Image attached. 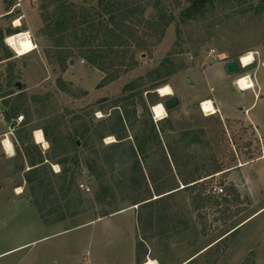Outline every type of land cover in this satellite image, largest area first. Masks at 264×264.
Listing matches in <instances>:
<instances>
[{"label": "rangeland", "instance_id": "rangeland-1", "mask_svg": "<svg viewBox=\"0 0 264 264\" xmlns=\"http://www.w3.org/2000/svg\"><path fill=\"white\" fill-rule=\"evenodd\" d=\"M83 4L95 6L96 0ZM169 4L175 6L176 0ZM42 5L43 0H0V13L6 6L11 10L10 15L0 18V29L6 34L0 51V97L8 92L20 94L31 108L32 125L49 127L50 116L67 107L75 114L87 113V118L97 122L112 112L111 101L126 81L159 67L171 53L183 68L164 84L171 87L172 94L161 97L156 89L158 99L152 103L144 92L146 103L135 105L138 122L129 134L140 130L144 122L147 130L150 122L161 129V120H153L150 108L175 96L179 104L166 111L179 127L168 134L175 140L195 141L188 151L201 160L207 158V163L215 155L222 164L223 171L203 183L201 197L180 185L173 195V220L156 226L145 242L141 264L149 259L155 264H264V0H216L214 10L203 17L172 23L158 45L138 55L139 66L133 75L116 81L105 80V74L84 57L71 59L73 64L63 73L56 64L48 63L46 51L51 48L43 32ZM179 11L176 8L174 13ZM15 19H20L18 26ZM23 31L31 33L37 47L17 56L5 40ZM248 52L253 53L254 62L229 75L225 61L239 60ZM245 75H252L257 82L256 98L253 88L237 91L233 87V81ZM185 76H190L194 85H185ZM17 81L21 88L16 86ZM205 99L212 100L221 112L205 115L201 108ZM253 102L250 110H243ZM2 111L0 103V116ZM97 112L101 113L99 119ZM26 120L25 115L21 122L16 118V137L19 124ZM254 124L259 125V131ZM1 125L5 127L0 120ZM106 138L112 139L105 143ZM32 142L36 143L27 140L25 146ZM47 142L46 149L36 143L43 153L51 146ZM114 142L116 138L107 135L99 146ZM48 164L57 173L53 166L58 164ZM23 165L20 158L7 159L0 152V252L46 234H59L0 256V264H136L135 247L141 237L136 206L122 202L118 212L99 218L101 207L96 204L91 207L85 202L76 207L63 201L59 212L65 218L45 225L29 197ZM101 167L104 172H112L107 164ZM76 171L78 188L84 183L92 189L86 166L82 164ZM18 181L25 183L24 197L33 205H24L23 199L13 195L10 185L17 186ZM212 186L235 188L238 198L230 203L228 211L221 203L223 195L210 193ZM90 193L84 191L85 195ZM224 212L235 215L225 221ZM232 231L235 234L229 235Z\"/></svg>", "mask_w": 264, "mask_h": 264}, {"label": "trees", "instance_id": "trees-1", "mask_svg": "<svg viewBox=\"0 0 264 264\" xmlns=\"http://www.w3.org/2000/svg\"><path fill=\"white\" fill-rule=\"evenodd\" d=\"M87 1L93 0H43V32L51 48L46 51L48 63L56 64L63 73L71 59L84 57L110 81L132 76L139 66L138 55L158 45L169 25L203 17L214 10L216 2L176 0L175 6L170 7V0H96L95 6L87 7L83 4ZM176 8H180L178 14L174 13ZM5 35L0 29V51L4 49ZM182 69L169 53L159 67L126 81L121 93L111 101L112 112L97 122L87 118V113L75 114L67 107L50 116L49 127L32 125L31 108L24 98L12 92L2 95L4 118L12 127H16L19 115L27 118L17 128L16 157L24 164L23 179L29 197L45 225L65 218L59 212L63 201L73 202L76 207L85 202L91 207L96 204L101 207L99 218L118 212L122 202L136 206L141 237L135 247V263L141 264L146 254L145 242L156 226L173 220V195L180 185L195 197L202 196L203 183L223 171L222 164L215 155L207 163V158L201 160L188 151L195 141L173 139L168 131L176 130L179 124L172 117L162 119L159 130L152 122L147 130L144 122L140 130L129 134L138 122L135 105L146 103L143 93L155 102V90ZM36 129H43L51 143L44 153L34 142L25 146L27 140L32 141V131ZM107 135L114 136L116 142L100 148L99 143ZM50 161L61 167L60 172H52ZM82 164L92 179L91 193L86 195L77 183L76 170ZM102 164L112 167V172H104ZM21 184L22 181L17 182V186ZM225 190L221 203L228 211L238 194L232 186ZM234 215L224 212L223 219L230 220ZM234 234L232 231L229 235Z\"/></svg>", "mask_w": 264, "mask_h": 264}, {"label": "clouds", "instance_id": "clouds-1", "mask_svg": "<svg viewBox=\"0 0 264 264\" xmlns=\"http://www.w3.org/2000/svg\"><path fill=\"white\" fill-rule=\"evenodd\" d=\"M19 38V44L17 46L16 42L14 39H6L5 43L9 45L18 55L23 54L26 51L30 50L32 48V43H31V33L28 31H24L22 33L17 34ZM253 54L251 52L245 54L241 58V63L243 65H247L252 61ZM251 84L248 80L247 77L239 78L233 81V87L237 91H244L246 88L250 87ZM159 95L165 96V95H171L172 90L170 87L165 86L163 88H160L157 90ZM202 109L204 110V114L208 115L211 110V102H202ZM150 111L152 112L153 120H162L167 117L168 113L165 110V107L163 104H156L154 107L150 108ZM97 119L101 118V113L97 112L96 114ZM22 119V117H21ZM34 140L36 143L41 144L42 147L46 148L48 145L44 143L43 141V129H37L33 133ZM112 138H106L105 143H108ZM0 145H3L5 149V154L8 156L14 155V152L12 150L10 141L8 139H4L3 141H0ZM53 171L54 172H59L60 169L58 166H53Z\"/></svg>", "mask_w": 264, "mask_h": 264}, {"label": "crops", "instance_id": "crops-1", "mask_svg": "<svg viewBox=\"0 0 264 264\" xmlns=\"http://www.w3.org/2000/svg\"><path fill=\"white\" fill-rule=\"evenodd\" d=\"M11 13V10H8V9H6V8H4V10L0 13V18L1 17H3V16H5V15H7V14H10ZM252 75H250V77H251ZM252 80V79H251ZM253 81V80H252ZM254 83V86H253V89H254V92H255V98L258 96V93H257V91H258V87H257V82L255 81V82H253ZM257 87V88H256ZM245 91V90H244ZM262 91V90H261ZM260 95V94H259ZM3 100H4V98L3 97H0V103H2V105L4 106V109H5V105H4V103H3ZM214 105V104H213ZM253 105H254V102L249 106V107H247V108H244L243 110H250L252 107H253ZM216 108V107H215ZM217 112L219 111V112H221L220 111V109L218 108V106H217ZM5 113L2 111L1 112V116H0V120H1V122L5 125V127L4 126H0L1 128H0V141H3L4 139H8L9 141H10V144H11V147H12V150H13V152H14V155H11V156H8V155H6L5 154V149H4V147H3V145H0V152L1 153H3V156L5 157V158H7V159H15V158H17L16 157V148H15V145H14V141H15V139H16V136L14 135V130H15V128L14 127H12L11 126V124L9 123V122H7L6 120H5ZM255 126V129L256 130H258L259 131V125L258 124H254ZM37 130V129H36ZM35 131V130H34ZM34 131H32V137H33V139H34V136H33V133H34ZM43 137H44V140H45V143L48 145V142H47V140H46V138H45V136H44V133H43ZM38 144V143H37ZM48 147V146H47ZM46 149V148H45ZM26 162V161H25ZM25 165H26V170H28L30 167H29V165L27 164V163H25ZM57 166H59V165H57ZM23 173H24V171H22V175H23ZM25 182V181H24ZM11 186V188H12V190H13V195L15 196V197H18V198H21V200L23 199V201L25 202V204L24 205H33L32 203H31V201H29L28 199H26L25 197H24V189H25V183H22L21 185H19V186H13V185H10ZM3 189H4V187H3ZM3 189H2V191H3ZM50 226V225H49ZM57 234H59V233H54V234H46V235H43V237H40V238H38V239H36V240H34V241H30V242H25V243H22V244H20V245H18V246H16V247H14V248H11V249H9V250H6V251H2V252H0V256H2V255H5V254H7V253H9V252H12V251H15V250H18V249H21V248H25V247H27V246H29V245H33L34 243H37V242H43V240H46V239H48L49 237H52V236H55V235H57Z\"/></svg>", "mask_w": 264, "mask_h": 264}, {"label": "water", "instance_id": "water-1", "mask_svg": "<svg viewBox=\"0 0 264 264\" xmlns=\"http://www.w3.org/2000/svg\"><path fill=\"white\" fill-rule=\"evenodd\" d=\"M2 55L0 53V62L2 61ZM70 64H73V60L70 61ZM224 67H225V70L226 72L229 74V75H234V74H238L240 72V66H239V60L238 59H231V60H227L225 61L224 63ZM184 84L187 85V86H192L194 85L192 79L190 76H185V79H184ZM21 82L20 81H17L16 82V86L18 88H21ZM179 104V100L177 97L173 96V97H170L168 100H166L164 102V107L166 110H171L173 109L174 107H176L177 105ZM1 188V186H0Z\"/></svg>", "mask_w": 264, "mask_h": 264}, {"label": "bare ground", "instance_id": "bare-ground-1", "mask_svg": "<svg viewBox=\"0 0 264 264\" xmlns=\"http://www.w3.org/2000/svg\"><path fill=\"white\" fill-rule=\"evenodd\" d=\"M20 24V19H15L14 20V25L15 26H18ZM24 32V31H23ZM19 33H22V32H19ZM18 32L16 33V34H14V35H11V36H9L7 39H14L15 40V42H16V44H17V46H18V44H19V38H18V36H17V34H19ZM31 43H32V48L30 49V50H28V51H26L25 53H23V54H19V56H23V55H26V54H29L30 52H32L34 49H35V43L33 42V40H32V38H31ZM15 52V51H14ZM249 53V52H248ZM252 53V52H251ZM245 54H247V53H245ZM245 54H243V55H241L240 56V62H241V58L245 55ZM253 54V53H252ZM254 60H255V58H254V55H253V58H252V61L250 62V63H248L246 66L245 65H243L242 63V65L246 68V67H248L249 65H251L253 62H254ZM243 77H247L248 78V80H249V82H250V84H251V86L250 87H248V88H246L245 90H248V89H251V88H253V86H254V83H253V81L250 79V77H248V76H242V77H239V78H243ZM238 78V79H239ZM165 86H168V87H170L169 85H163V86H161V87H159L158 89H160V88H163V87H165ZM171 88V87H170ZM172 90V89H171ZM172 94V93H171ZM165 96H167V95H165ZM162 97V96H161ZM202 102H211V110H210V113L208 114V115H211V114H214V113H216L217 112V109L215 108V106L213 105V102H212V100H210V99H205V100H203ZM158 104V103H157ZM160 104H162V103H160ZM156 105V104H155ZM154 105V106H155ZM153 106V107H154ZM201 108H202V103H201ZM166 110V109H165ZM203 110V109H202ZM204 111V110H203ZM43 141H44V143H45V140H44V137H43ZM146 264H155V262L152 260V259H149V261L146 263Z\"/></svg>", "mask_w": 264, "mask_h": 264}, {"label": "built area", "instance_id": "built-area-1", "mask_svg": "<svg viewBox=\"0 0 264 264\" xmlns=\"http://www.w3.org/2000/svg\"><path fill=\"white\" fill-rule=\"evenodd\" d=\"M31 38H32V36H31ZM32 40H33V39H32ZM35 46L37 47V44H35ZM35 49H36V48H35ZM16 54H17V53H16ZM17 56H19V55L17 54ZM239 66H240V69L245 68V67L241 64L240 60H239ZM245 76L250 77V75H245ZM250 79H251V77H250ZM21 117H22V119H21ZM23 119H24V116H23V115H19V116L17 117V121H19V122H21ZM79 186H80V189L83 190V191H85V192H90V191H91L90 187H89L88 185L84 184V183H81ZM210 193H212V194H214V195H222V194L225 193V190H224L223 187H220V186H212V187L210 188Z\"/></svg>", "mask_w": 264, "mask_h": 264}]
</instances>
